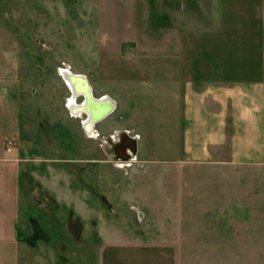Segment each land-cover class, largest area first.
I'll return each instance as SVG.
<instances>
[{"label":"rangeland","instance_id":"obj_1","mask_svg":"<svg viewBox=\"0 0 264 264\" xmlns=\"http://www.w3.org/2000/svg\"><path fill=\"white\" fill-rule=\"evenodd\" d=\"M263 17L264 0H0V218L50 233L20 264H264V162L196 161L183 139L186 84L247 74ZM67 68L115 102L91 135Z\"/></svg>","mask_w":264,"mask_h":264},{"label":"crops","instance_id":"obj_2","mask_svg":"<svg viewBox=\"0 0 264 264\" xmlns=\"http://www.w3.org/2000/svg\"><path fill=\"white\" fill-rule=\"evenodd\" d=\"M256 52L259 55L236 64L247 74L199 87L191 81L186 84L183 139L189 157L218 163L264 162V45ZM15 231L0 218V264H20L23 241Z\"/></svg>","mask_w":264,"mask_h":264},{"label":"water","instance_id":"obj_3","mask_svg":"<svg viewBox=\"0 0 264 264\" xmlns=\"http://www.w3.org/2000/svg\"><path fill=\"white\" fill-rule=\"evenodd\" d=\"M61 72L63 74V77L67 81V83H68V79L75 81L73 85L74 87L70 86V88L73 90V93L80 95L81 91L78 90V87L76 85L77 81H79L80 83H85V89L83 92H81L85 96V98H84V101L80 105L81 109L79 111L83 110L82 112L87 113L88 117L84 121V125L86 129L90 132L91 125H93L92 123H95L97 121L104 119L106 116H108L110 113L114 111L115 102L113 99H111V101L106 99L108 97L107 95H103L99 98L94 97L92 86L84 74H73V73H69L68 71L66 73L63 71ZM106 100H108L107 103L102 104V101H106ZM88 107H91V108H88ZM71 111L73 113L75 112L73 110ZM78 114L80 115V113ZM88 121L92 123L89 125ZM30 222L32 224L33 232L32 234L26 237V242L31 247H37L38 242L40 240H43V241L50 240V233L46 229L43 228L40 220L37 217H31Z\"/></svg>","mask_w":264,"mask_h":264},{"label":"flooded vegetation","instance_id":"obj_4","mask_svg":"<svg viewBox=\"0 0 264 264\" xmlns=\"http://www.w3.org/2000/svg\"><path fill=\"white\" fill-rule=\"evenodd\" d=\"M72 112V111H71ZM73 113V112H72ZM86 113V112H85ZM73 115H76V114H74L73 113ZM86 115H87V113H86ZM108 116H106L104 119H106ZM104 119H102V120H100V121H103ZM99 121H97V123H98ZM96 123V124H97ZM85 128V127H84ZM85 131L88 133V134H90V132L85 128ZM95 131H96V129H95ZM94 131V132H95ZM91 133H93V131L91 132ZM91 135V134H90ZM124 135H126L125 134V132H121V133H116V134H114V135H112V137L110 136L109 138H110V142L113 144V150L115 151V155L117 156V155H120V157H123V159H125V160H128L132 155H133V153H131V152H129V150H128V147H126V145L124 144ZM97 136V135H96ZM118 147H120V149H117ZM125 153L127 154V156L125 157Z\"/></svg>","mask_w":264,"mask_h":264},{"label":"bare ground","instance_id":"obj_5","mask_svg":"<svg viewBox=\"0 0 264 264\" xmlns=\"http://www.w3.org/2000/svg\"><path fill=\"white\" fill-rule=\"evenodd\" d=\"M69 72V73H73V74H78V73H75L74 71H72L71 69H69V68H67V69H64L63 70V72ZM68 82H69V84H70V86L72 87L73 85H74V82L75 81H73V80H70V79H68ZM76 85H77V87H78V90L79 91H81V92H83L84 91V89H85V83H80L79 81H77L76 82ZM74 87V86H73ZM80 92V93H81ZM77 95L78 94H76V93H74V95L69 99V105H70V108H71V110H73V111H75L74 113L76 114V115H79L78 113H80V115L81 114H83V110H81V111H79L80 109H81V107H80V105H81V103H82V101L81 102H78V101H76V97H77ZM93 95H94V93H93ZM95 97V96H94ZM106 99H108V100H110L111 101V99L109 98V97H107ZM108 100H106V101H102V104L103 103H107V101ZM95 106V105H94ZM79 108V109H78ZM88 108H91V107H88ZM88 117V116H87ZM86 117V118H87ZM85 118V119H86ZM88 123H89V125L92 123V122H90V121H88ZM96 123V122H95ZM95 123H92L93 125H91V130H90V132H94V126H95Z\"/></svg>","mask_w":264,"mask_h":264},{"label":"trees","instance_id":"obj_6","mask_svg":"<svg viewBox=\"0 0 264 264\" xmlns=\"http://www.w3.org/2000/svg\"><path fill=\"white\" fill-rule=\"evenodd\" d=\"M16 228H17V238H18L19 240H24V241H26V238L24 239V237L21 236V234L19 233V226H18V227L16 226ZM19 235H20V236H19Z\"/></svg>","mask_w":264,"mask_h":264}]
</instances>
